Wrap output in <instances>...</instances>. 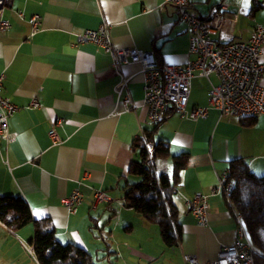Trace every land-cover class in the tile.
<instances>
[{
	"label": "crops",
	"instance_id": "0c3cea01",
	"mask_svg": "<svg viewBox=\"0 0 264 264\" xmlns=\"http://www.w3.org/2000/svg\"><path fill=\"white\" fill-rule=\"evenodd\" d=\"M189 10L197 17L217 13L219 27L212 38L219 43L245 41L257 25L264 27V0H189ZM33 16L41 21L35 34L29 24ZM2 21L8 23V29L0 31L2 95L18 110L0 145V196L21 197L33 220H49L60 244L84 249L93 263L103 247L114 253L104 235L113 222L107 213L117 214L113 227L126 237L125 246L119 242V260L125 247L133 264H156L161 257L157 250L134 236L139 229L156 237L158 228L124 207L122 200L126 184L139 182L128 175L131 163L138 160L133 143L152 135L169 148L168 158L154 162L157 174L171 176L172 157L189 156L173 196L182 235L176 247L168 248L174 250L169 264H186L184 256L211 263L235 243V210L222 193L208 198L204 227L197 224L187 202L217 187L233 160H243L251 172L264 176V114L250 121L222 118L210 109L207 118L194 122L169 111L153 125L142 103L141 66L124 65L118 74L101 48L74 45L78 34L104 24L114 47L153 52L158 63L184 66L192 56L186 25L176 8L165 6L163 0H6ZM260 61L264 65V47ZM121 77L128 80L123 92L131 100L128 110L114 92ZM212 81L216 83L214 77ZM209 90L204 78H194L188 110L208 107ZM32 99H37V107H31ZM57 121L61 143L53 145L49 131ZM75 190L83 202L70 213L61 199ZM95 191L103 192L109 202L94 210ZM33 235L32 225L13 232L0 223V264H38L28 250Z\"/></svg>",
	"mask_w": 264,
	"mask_h": 264
},
{
	"label": "built area",
	"instance_id": "2783aa9c",
	"mask_svg": "<svg viewBox=\"0 0 264 264\" xmlns=\"http://www.w3.org/2000/svg\"><path fill=\"white\" fill-rule=\"evenodd\" d=\"M6 0H0V10ZM165 6L177 9L179 19L186 25L189 37L188 53L192 56L184 66H172L158 63L153 52H144L134 48H116L113 46L107 25H100L96 30H86L76 36L74 45L92 44L107 53L113 68L119 74L124 65H140L143 81V106L147 110L148 121L159 125L169 111H174L180 118L194 122L207 118L209 110H216L220 117H234L255 120L264 114V65L260 61L264 47V27L257 25L245 41L219 43L212 38L219 27V17L212 10L206 17H197L189 10V0H163ZM19 17L23 15L19 13ZM31 32L39 31L41 21L38 16L29 19ZM8 23L0 22V31H6ZM204 78L210 87L209 106L194 107L188 110L191 82L194 78ZM215 78L216 83L212 81ZM4 74L0 75V145L8 138L10 118L18 110L12 101L2 95ZM128 86V80L123 77L116 85L114 92L121 99L123 107L128 110L131 100L123 92ZM31 107H37V99H32ZM57 121L49 131L53 145L61 143L56 127ZM234 188V180L230 172L219 180L217 187H210L209 194L196 193L187 202L189 212L197 224L204 227L208 223V198L222 193L230 203V195ZM83 195L75 190L69 196L61 199L70 213H74L82 204ZM108 197L101 191H95L92 208L99 204L108 203ZM232 206V205H231ZM238 224L237 238L234 244L224 247L216 260L205 264H254V257L259 255L251 244L243 219L235 211ZM33 253L32 247H28ZM186 264H200L191 256H184Z\"/></svg>",
	"mask_w": 264,
	"mask_h": 264
},
{
	"label": "trees",
	"instance_id": "16d2710c",
	"mask_svg": "<svg viewBox=\"0 0 264 264\" xmlns=\"http://www.w3.org/2000/svg\"><path fill=\"white\" fill-rule=\"evenodd\" d=\"M133 149L138 151V160L131 163L128 175L139 178V182L126 184L123 206L155 225L165 247H176L181 241L182 231L173 196L189 156L180 154L172 157L173 172L167 176L157 174L154 168L155 160L169 157L167 143L146 135L135 139ZM229 172L230 179L234 180L229 197L232 208L241 215L250 240L259 253L254 257V264H264V176L255 175L241 159L229 162ZM0 223L13 232L32 225L34 235L29 245L38 264H94L84 249L60 244L49 220H33L21 197L0 196Z\"/></svg>",
	"mask_w": 264,
	"mask_h": 264
},
{
	"label": "rangeland",
	"instance_id": "374dc122",
	"mask_svg": "<svg viewBox=\"0 0 264 264\" xmlns=\"http://www.w3.org/2000/svg\"><path fill=\"white\" fill-rule=\"evenodd\" d=\"M108 220H113V222L108 223L106 232L107 234L104 235L106 239V243L108 246H110V251H113L114 253H107L106 247H103V251H100L97 253V257H94V264H133L130 261V258L127 256L128 252L124 250L125 247H121L122 250V256L119 260V242H125L126 237L120 232L119 228L114 229V225L116 223V218L118 217L117 214L113 215L112 212L107 213ZM113 228V229H112ZM156 229V228H155ZM122 230V229H121ZM137 237L138 241L139 239H145L147 242L151 244V246L157 250L158 255L161 256L159 261H157L156 264H169V261L171 259L170 255L173 253V249L164 248L161 242L160 234L154 237L153 235L147 236L146 233H144L142 230L137 229L135 232V236ZM146 243V242H145ZM107 255L110 256L109 261L107 260ZM129 259V260H128ZM172 260V259H171ZM136 264V263H134Z\"/></svg>",
	"mask_w": 264,
	"mask_h": 264
}]
</instances>
